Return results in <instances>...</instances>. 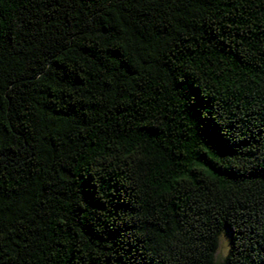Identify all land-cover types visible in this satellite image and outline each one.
Returning <instances> with one entry per match:
<instances>
[{
	"label": "trees",
	"instance_id": "trees-1",
	"mask_svg": "<svg viewBox=\"0 0 264 264\" xmlns=\"http://www.w3.org/2000/svg\"><path fill=\"white\" fill-rule=\"evenodd\" d=\"M0 264H264V0H0Z\"/></svg>",
	"mask_w": 264,
	"mask_h": 264
},
{
	"label": "rangeland",
	"instance_id": "rangeland-1",
	"mask_svg": "<svg viewBox=\"0 0 264 264\" xmlns=\"http://www.w3.org/2000/svg\"><path fill=\"white\" fill-rule=\"evenodd\" d=\"M227 250H228V240L225 236L220 237L219 239V246H218V251L216 254V260L217 262H220L221 260L224 259V257L227 254Z\"/></svg>",
	"mask_w": 264,
	"mask_h": 264
}]
</instances>
